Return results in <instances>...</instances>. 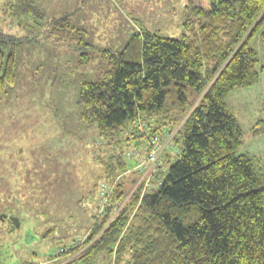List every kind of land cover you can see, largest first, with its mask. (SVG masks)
Returning a JSON list of instances; mask_svg holds the SVG:
<instances>
[{
    "label": "trees",
    "instance_id": "16d2710c",
    "mask_svg": "<svg viewBox=\"0 0 264 264\" xmlns=\"http://www.w3.org/2000/svg\"><path fill=\"white\" fill-rule=\"evenodd\" d=\"M14 1V16L43 17L36 0ZM188 9L197 26L187 22L181 38L141 29L120 51L94 48L68 15L54 21L51 37L76 47L82 65L93 51L106 61L82 84L80 120L115 149L104 179L116 185L86 241L58 247L69 264H264V175L238 154L243 131L227 104L264 70L252 47L257 36L264 46V0H188ZM25 40L0 31V101ZM155 136L172 137L178 153L163 152L146 186L123 146L149 152Z\"/></svg>",
    "mask_w": 264,
    "mask_h": 264
},
{
    "label": "rangeland",
    "instance_id": "374dc122",
    "mask_svg": "<svg viewBox=\"0 0 264 264\" xmlns=\"http://www.w3.org/2000/svg\"><path fill=\"white\" fill-rule=\"evenodd\" d=\"M14 2L0 0V31L28 40L17 50L16 82L0 101V264H69L75 257L61 256L58 247L86 241L94 215L108 202L101 194L103 184H112L104 179V162L115 149L109 150L95 125L80 120L82 84L97 80L106 61L93 51L91 63L82 65L76 47L51 37L53 17L65 6L72 26L82 29L79 19H87L88 26L90 16L99 15L105 22L93 36L101 45L128 34L129 27L121 29L125 23L132 27L128 41L141 29L179 39L187 22L197 26L196 18L188 0H36L44 13L37 20L14 16ZM117 13L128 22L115 23ZM252 47L261 68L264 46L258 36ZM227 104L243 131L238 154L252 157L264 175V70L255 85L231 92ZM162 139L164 147L169 139ZM145 145L131 141L123 148L140 163L149 154ZM165 151L175 158L178 147L167 144ZM161 165L159 160L153 170ZM142 179L148 180L143 173Z\"/></svg>",
    "mask_w": 264,
    "mask_h": 264
},
{
    "label": "crops",
    "instance_id": "0c3cea01",
    "mask_svg": "<svg viewBox=\"0 0 264 264\" xmlns=\"http://www.w3.org/2000/svg\"><path fill=\"white\" fill-rule=\"evenodd\" d=\"M37 3H39V2L37 1ZM39 5H40V3H39ZM68 11H67V8L65 6L61 7L60 9L57 10V13H59V14L54 16L53 19H59V18L63 17L65 14H70ZM42 12H43V10H42ZM111 18H113V17H111ZM114 18H115V23H118L119 26L120 25L122 26V23L124 21L128 22V19L126 17H124L123 13H121V15L119 13H117L116 16H114ZM79 21H80V24H79L78 27H80L82 29H85V30H88V31H91V33H92V40L91 41L94 44L99 45L98 47L109 48V49H112V50H115V51H120V50H122L125 47L124 45H126V41H128V35H129V33H131V28H132L129 25L130 23H125L124 22L125 26H122L121 29L127 30V28L129 27V29H130L129 33L126 34L125 36H123V34L120 33V35H118L117 39L115 38L114 39L115 41H113L111 44H109V45H101L98 42L95 43L94 36H93V31H98L99 30V26L101 24H103L105 21L100 22L99 15L98 16L97 15L90 16V18H89L90 25H88V26H87V19H79ZM10 25L11 26H15V25H12V24H10ZM110 26H113V25L111 24Z\"/></svg>",
    "mask_w": 264,
    "mask_h": 264
},
{
    "label": "built area",
    "instance_id": "2783aa9c",
    "mask_svg": "<svg viewBox=\"0 0 264 264\" xmlns=\"http://www.w3.org/2000/svg\"><path fill=\"white\" fill-rule=\"evenodd\" d=\"M150 147H151L150 153L146 155L144 160H142V162H140L138 166L136 167L138 170H140L144 174V177L148 178V180L146 179V186L150 184V179L152 178L154 173L157 171V170H153V168L154 166L157 165V162L159 161L161 153L165 151V147L161 146L159 137L157 136L152 138ZM129 156L131 155L129 154ZM114 187H115L114 184L110 185V184L105 183L102 185L101 194L105 198V202L108 201V199L110 198V195L112 191L114 190ZM60 252L61 251H59V254Z\"/></svg>",
    "mask_w": 264,
    "mask_h": 264
},
{
    "label": "water",
    "instance_id": "95a60500",
    "mask_svg": "<svg viewBox=\"0 0 264 264\" xmlns=\"http://www.w3.org/2000/svg\"><path fill=\"white\" fill-rule=\"evenodd\" d=\"M6 217H7L6 214L1 215L2 220H4ZM12 222H13V224H14L16 227H19V226H20V221H19V218H18V217H13V218H12Z\"/></svg>",
    "mask_w": 264,
    "mask_h": 264
},
{
    "label": "bare ground",
    "instance_id": "6f19581e",
    "mask_svg": "<svg viewBox=\"0 0 264 264\" xmlns=\"http://www.w3.org/2000/svg\"><path fill=\"white\" fill-rule=\"evenodd\" d=\"M158 137V136H157ZM172 138V137H171ZM171 138L169 137L168 139V141L166 142V145L164 146V147H166L167 146V144H169V142L171 141ZM159 141H160V144L161 143H163L162 141H161V139L159 138ZM149 146H151V142H150V145ZM150 149H149V153H150V150H151V147H149ZM162 155H163V152L161 153V155H160V158H159V160L162 162Z\"/></svg>",
    "mask_w": 264,
    "mask_h": 264
},
{
    "label": "flooded vegetation",
    "instance_id": "af4514ba",
    "mask_svg": "<svg viewBox=\"0 0 264 264\" xmlns=\"http://www.w3.org/2000/svg\"><path fill=\"white\" fill-rule=\"evenodd\" d=\"M4 221V220H3ZM5 221H7V217L5 218Z\"/></svg>",
    "mask_w": 264,
    "mask_h": 264
}]
</instances>
